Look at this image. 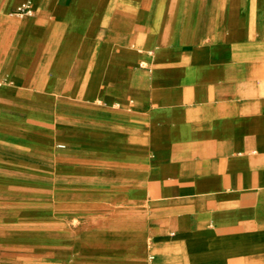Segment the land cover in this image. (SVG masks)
<instances>
[{"label":"crops","instance_id":"obj_1","mask_svg":"<svg viewBox=\"0 0 264 264\" xmlns=\"http://www.w3.org/2000/svg\"><path fill=\"white\" fill-rule=\"evenodd\" d=\"M22 183L75 254L0 264H264V0H0Z\"/></svg>","mask_w":264,"mask_h":264},{"label":"rangeland","instance_id":"obj_2","mask_svg":"<svg viewBox=\"0 0 264 264\" xmlns=\"http://www.w3.org/2000/svg\"><path fill=\"white\" fill-rule=\"evenodd\" d=\"M57 236L41 231L39 183L18 184L0 194V256L40 255L42 240L48 242L49 256H73V248L65 247L68 242Z\"/></svg>","mask_w":264,"mask_h":264},{"label":"built area","instance_id":"obj_3","mask_svg":"<svg viewBox=\"0 0 264 264\" xmlns=\"http://www.w3.org/2000/svg\"><path fill=\"white\" fill-rule=\"evenodd\" d=\"M31 11L30 3H26L22 6H20L18 9H16L17 13H29Z\"/></svg>","mask_w":264,"mask_h":264}]
</instances>
